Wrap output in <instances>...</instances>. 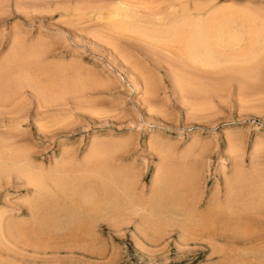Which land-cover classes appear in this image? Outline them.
Here are the masks:
<instances>
[{
  "label": "rangeland",
  "instance_id": "1",
  "mask_svg": "<svg viewBox=\"0 0 264 264\" xmlns=\"http://www.w3.org/2000/svg\"><path fill=\"white\" fill-rule=\"evenodd\" d=\"M0 70V264H264V0H0Z\"/></svg>",
  "mask_w": 264,
  "mask_h": 264
},
{
  "label": "bare ground",
  "instance_id": "2",
  "mask_svg": "<svg viewBox=\"0 0 264 264\" xmlns=\"http://www.w3.org/2000/svg\"><path fill=\"white\" fill-rule=\"evenodd\" d=\"M168 22H169V21H167V23H168ZM169 23H170V22H169ZM190 23H191V22H190ZM160 24H164V23H160ZM170 24H171V23H170ZM176 24H177V23H176ZM158 25H159V24H158ZM183 26H184V25H183ZM167 27H168V26H167ZM167 27H166V28H167ZM177 27H179V26H177ZM185 27H186V25H185ZM200 27H201V26H199L197 29H199ZM194 28H196V26H195ZM194 28H193V29H194ZM203 28H204V27H203ZM163 29H164V28H163ZM193 29H192V30H193ZM168 30H169V29H168ZM182 30H183V32H184V29H182ZM192 30H191L190 28H189L188 31L186 30V31L188 32V33L186 32V33H187V36H191L192 34H194ZM162 31H163V30H162ZM164 31H165V29H164ZM197 31H200V34L203 33V30H202V33H201V30H196V32H197ZM205 31H206V30H205ZM176 32H177V31H176ZM169 33H170V31H169ZM171 33H173V32H171ZM186 33H185V34H186ZM166 34H168V33H166ZM178 34H180V33H178ZM195 34H196V33H195ZM197 34H198V33H197ZM206 35H208V34H206ZM174 36L176 37V34H175ZM193 37H194V36H193ZM202 37H204V35H203ZM173 38H174V37H173ZM186 38H187V37H186ZM199 39H200V38H199ZM198 41H199V40H198ZM202 41H203V40H202ZM202 41H201V42H202ZM191 43H193V42H192V40H191V37H189V38H188V43H187V44H191ZM202 43H203V42H202ZM196 44H197V43H196ZM198 44H199V43H198ZM198 44H197V45H198ZM203 45H204V44H203ZM203 45L201 44V46H203ZM195 47H196V46H195ZM204 47H205V45H204ZM201 48H202V47H201ZM197 49H198V48H197ZM203 49H204V48H203ZM199 53H201V55H202V52H199ZM208 53H209V52H208ZM195 54H196V53H195ZM205 54H206V52H205ZM210 54H211V53H210ZM192 55H193V54H192ZM211 55H212V54H211ZM202 56H203V55H202ZM212 58H213V57H212ZM204 59H205V56H204ZM219 61H220V60H219ZM211 62H212V61H211ZM0 71H1V73H2V70H0ZM1 75H4V74L2 73V74H0V76H1ZM4 76H5V75H4ZM0 86H2V85H0ZM1 92H2V87H0V99H2V98H1ZM11 152H12V151H11ZM11 152H10V153H11ZM1 154H2V153H1ZM3 156H4V155H3ZM6 156H7V155H6ZM9 158H10V157H9ZM5 161H6V160H5ZM11 161H12V160H11ZM11 161H10V162H11ZM15 163H16V162H15ZM5 164H6V163H4V165H5ZM10 164H11V163H10ZM8 165H9V164H8ZM8 165L6 164V166H8ZM12 165H14V164H11V166H12ZM4 167H5V166H4ZM4 167L2 166V161H1V156H0V178H1V176L4 175V173L7 171L6 169H4ZM15 167H16V166H14V168H15ZM5 168H7V167H5ZM16 168H17V167H16ZM17 170L19 171V169H17ZM17 170H16V171H17ZM20 170H21V169H20ZM11 171H12V170H11ZM13 172H14V170H13ZM14 173H15V172H14ZM18 173H20V172H18ZM22 174H23V172H22ZM22 174H20V175H22ZM6 176H7V174H6ZM77 231H78V230H77ZM80 231H81V230H80Z\"/></svg>",
  "mask_w": 264,
  "mask_h": 264
}]
</instances>
